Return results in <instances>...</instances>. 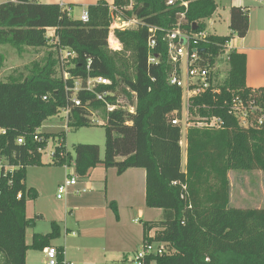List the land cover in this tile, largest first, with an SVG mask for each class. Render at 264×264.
<instances>
[{
	"label": "trees",
	"instance_id": "1",
	"mask_svg": "<svg viewBox=\"0 0 264 264\" xmlns=\"http://www.w3.org/2000/svg\"><path fill=\"white\" fill-rule=\"evenodd\" d=\"M168 2L134 0L132 5V0H113L109 5L101 1L88 7L90 21L86 24L70 18L67 9L58 4L37 0L0 3V45L20 52L26 48L49 50L43 62L34 61L24 71L0 80V162L16 167L12 176L0 177V264H26V232L32 225L26 215L27 198L36 197L33 189L26 187V174L28 166L43 165L40 149L44 150L48 142V136L39 132L43 124L68 107L67 123L72 128L90 127V110L105 115V103L92 93H78L83 107L71 104L70 89L75 79L89 76L123 83L136 93V111H115L106 116L102 161L97 145H77L72 157L66 152L63 135L53 159L60 165L75 160L80 177L98 164L116 168L119 175L131 168L146 170V205L162 210L163 215L157 222L144 223L145 239L165 243L173 251L157 258L155 264H264V206L231 207L228 176L230 171L264 172V125L244 128L225 106V101L238 95L264 107V88L247 87L246 56L229 52L221 93L208 92L195 98L190 109L192 115L201 118L219 117L224 126L220 130L188 128L183 168L182 127L172 124L183 108L182 91L168 82L174 66L166 32L175 30L180 22L186 31H192L194 25L198 31L205 30V21L215 14L217 3L179 0L170 6ZM111 6L114 14L142 22L136 30L115 31L123 46L120 52L112 51L108 43ZM150 27L158 29L152 50L154 63L148 62ZM229 28L233 35L244 38L249 31L248 13L232 7ZM48 29L55 30V43L49 39ZM231 39L210 34L203 54L205 63L213 66L226 53ZM61 49L76 54L68 80L63 77L58 56ZM3 63L0 54V66ZM107 100L114 102L116 97ZM36 134L40 142L34 141ZM19 139L24 143L19 144ZM19 193L21 200L17 199ZM111 206L118 217L117 207ZM153 229L156 233L150 239L148 234ZM59 233V226L53 224L49 234L33 238L32 248L43 249ZM58 251L62 263V251Z\"/></svg>",
	"mask_w": 264,
	"mask_h": 264
},
{
	"label": "crops",
	"instance_id": "2",
	"mask_svg": "<svg viewBox=\"0 0 264 264\" xmlns=\"http://www.w3.org/2000/svg\"><path fill=\"white\" fill-rule=\"evenodd\" d=\"M73 1L75 0H49L48 3L66 8V5H74ZM78 1L87 8L101 1L113 4V0ZM221 7L223 10L217 3L214 15H224L228 20V28L232 7L244 9L248 13L249 31L244 38L233 35L230 28V35L220 37L232 36L230 49L246 56L247 87L254 90L264 88V0H229L228 4ZM216 23V20L211 23L214 31ZM212 29L208 30L206 22L207 32L219 36L211 33ZM181 147L182 150H187V138L182 139ZM104 156L100 152L101 161ZM185 165L186 158L183 160V167ZM236 172L239 171H230L228 174L231 184L230 206L238 209H261L264 206V172L242 171L243 177H238L242 185L237 194L233 183ZM70 176L72 177L68 175L48 188L52 191L50 195L45 192L46 187L43 188L45 184L26 183L27 189H33L36 193L34 203L26 208L27 218L32 222L26 232V264H48L45 254L48 247H56L62 251V258L68 264H133L131 260L146 240L144 223L157 222L163 215L162 210L150 209L146 205V170L131 168L119 175L116 168H105L103 164H98L86 176L77 175L76 185L69 186L62 199H58L59 186L66 184ZM49 183L48 181V187ZM49 198L54 201L56 198L61 202L56 201V207L49 206L45 203ZM112 203L117 207L118 217L112 209ZM53 224L59 226L58 238L51 240L43 249L32 248L33 238L49 234ZM155 233L156 229H153L148 237L153 238Z\"/></svg>",
	"mask_w": 264,
	"mask_h": 264
},
{
	"label": "built area",
	"instance_id": "3",
	"mask_svg": "<svg viewBox=\"0 0 264 264\" xmlns=\"http://www.w3.org/2000/svg\"><path fill=\"white\" fill-rule=\"evenodd\" d=\"M13 1L5 0L4 2ZM179 0H169L168 5L173 6ZM262 2V0H257ZM133 5V3H132ZM132 5L130 9H132ZM187 6V4H184ZM64 9V7H63ZM243 12H246L242 9ZM110 12L112 14V22L109 28V48L114 52H120L123 49L122 44L115 36L116 30L126 31V30H136L142 26V22L133 17L131 19H124L123 17L114 14V7H110ZM68 16L72 18V11L70 8L67 9ZM80 21L83 23H88L90 21V14L88 8L82 11L80 16ZM182 22H180L177 28L173 31L166 32V41L168 43V55L171 63L174 66V72L169 77V84L171 86L177 87L182 91L183 108L179 117H175L172 121L173 125L183 126L188 130L191 126L207 128L212 130H220L224 126V121L219 117L211 118H201L200 116L192 115L190 109L192 108L193 101L197 97L211 92L215 95L221 93L220 90V80L216 71V64L218 60L222 57L227 58L228 54L233 50L230 49V42L226 46V53L218 58L213 66L204 61V52H206V43L210 36L207 30L201 31H186L182 29ZM158 29L154 27L149 28L150 37L148 41L149 48V63H154L155 58L152 55V50L156 46V33ZM54 29H48V37L52 43L54 40ZM61 69L63 70V77L65 80L70 78L69 69L71 68V62L75 59L76 54L73 51L66 49H61ZM70 64V67H68ZM91 61L88 63V69H90ZM185 68V69H184ZM185 71V77H184ZM115 88L112 92L111 88ZM122 89L126 92L122 93ZM80 91H85L88 93L95 94L98 101L105 103V115L102 116L98 112L90 110V123L91 125H105L106 116L115 111H124L130 114H134L136 111V93L131 92L123 83L117 81L114 83L111 79L97 76V77H87L86 79L78 78L75 79L74 87L70 89L71 92V104L74 108L83 107L81 99L78 97ZM129 95L130 97H128ZM116 97V100L108 101L107 98ZM46 99V98H44ZM225 106L228 108V113L232 117L236 118L240 126L244 128L250 127H262L264 125V107L260 104L251 101L244 100L241 96L233 95L231 101H225ZM67 113V118L71 112L68 107L64 110ZM40 132V131H39ZM2 133H5L3 130ZM42 139L38 134L34 135V141L40 142ZM19 144H23V139H19ZM43 149H40L42 153ZM54 155H52L53 158ZM16 167L10 166L5 161L0 162V177L1 175H8L14 173ZM77 183V176H70L67 183L59 186L58 188V199L67 193V188L69 186H74ZM9 184H12L10 179ZM1 194V190H0ZM18 200L22 199V193L17 196ZM149 238V237H148ZM151 239V238H150ZM153 239V238H152ZM45 254L48 260V264H68L64 260L62 263L59 262V251L56 247H48L45 249ZM173 251L168 248L165 243L148 241L145 240L143 246L139 251L136 252L131 262L133 264H155L157 258L164 257L166 255H172Z\"/></svg>",
	"mask_w": 264,
	"mask_h": 264
},
{
	"label": "rangeland",
	"instance_id": "4",
	"mask_svg": "<svg viewBox=\"0 0 264 264\" xmlns=\"http://www.w3.org/2000/svg\"><path fill=\"white\" fill-rule=\"evenodd\" d=\"M5 0H0V3ZM42 4H49V0H37ZM59 1V0H53ZM61 1V0H60ZM71 1V0H70ZM74 5H66V9L69 7L72 8L73 17L75 20L80 19L82 11L87 8L83 3H79L78 0L73 1ZM83 2V1H82ZM229 0H217L218 5L221 10L223 5L228 4ZM133 5L134 0H132ZM70 4V3H69ZM85 4V3H84ZM223 15V14H222ZM217 21L215 24L216 31L212 29L211 23ZM208 30L212 29L213 34L221 35H230V30L228 28V20L223 17H219L214 15V17L208 19L207 21ZM205 22V23H206ZM48 49L34 50L30 48H26L23 52L18 51L16 48L10 45H0V54L3 55L4 63L0 66V80L5 81L7 78L14 74L15 71H24V67L30 65L34 61L43 62L48 54ZM59 58L61 59V52H59ZM70 67V64H68ZM185 69V68H184ZM216 71L222 84L227 77L228 72V63L227 58L224 56L220 60H218L216 64ZM185 77V71H184ZM42 134L48 136V142L45 149L42 151L41 163L43 166H28L27 174H26V183L29 184H37L42 183L45 184L43 188H45V192L47 195L52 194V191L48 188H51L53 184H57L61 179L66 178L68 175L77 176L76 174V166L75 160H72L69 164L60 165L52 158L54 155L56 146L60 144V137L63 135L64 138V146L66 152L70 153L72 157H74V148L77 145H97L100 148V152L104 156L105 154V128L104 125L94 124L90 127H82V128H72L68 126L67 123V113L64 110H61L58 115L48 119L41 128ZM186 131L187 129L183 126L182 129V139L186 140ZM183 160L186 158V150H182ZM184 168V167H183ZM73 173V174H72ZM239 173V174H238ZM243 177V172L239 171L233 176V183L235 185L236 194L239 190L240 185H242V181H239V176ZM79 176V175H78ZM50 182V187H48L47 183ZM26 184V186H27ZM63 185V184H62ZM31 197L27 198V206L29 207L34 203ZM56 201L59 203L61 201L55 198V201L52 198H49L48 201H44L49 206H57Z\"/></svg>",
	"mask_w": 264,
	"mask_h": 264
},
{
	"label": "water",
	"instance_id": "5",
	"mask_svg": "<svg viewBox=\"0 0 264 264\" xmlns=\"http://www.w3.org/2000/svg\"><path fill=\"white\" fill-rule=\"evenodd\" d=\"M196 30H197V26L194 25V27H193V31H196Z\"/></svg>",
	"mask_w": 264,
	"mask_h": 264
}]
</instances>
